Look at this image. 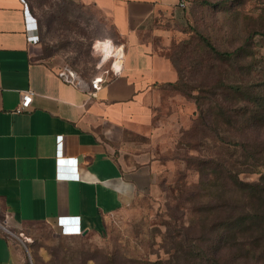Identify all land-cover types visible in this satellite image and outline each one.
I'll list each match as a JSON object with an SVG mask.
<instances>
[{
  "label": "crops",
  "instance_id": "1",
  "mask_svg": "<svg viewBox=\"0 0 264 264\" xmlns=\"http://www.w3.org/2000/svg\"><path fill=\"white\" fill-rule=\"evenodd\" d=\"M72 1L107 14L126 51L122 74L95 97L90 80L64 82V67L41 58L39 43L29 42L41 34L28 0H0V264L24 263L16 241L24 228L57 229L59 218H79L82 235L98 232L158 186L161 166L172 163L160 158L161 140L195 110L173 89L178 74L165 55L179 0ZM27 16L36 20L35 33ZM27 92L30 111L14 113Z\"/></svg>",
  "mask_w": 264,
  "mask_h": 264
},
{
  "label": "rangeland",
  "instance_id": "2",
  "mask_svg": "<svg viewBox=\"0 0 264 264\" xmlns=\"http://www.w3.org/2000/svg\"><path fill=\"white\" fill-rule=\"evenodd\" d=\"M209 1L211 5H204L202 0H186L178 20L166 25L172 32L166 53L172 55L182 68L189 60L187 55L180 58L176 47L195 33L208 37L219 51H231L249 37L255 38L252 48L243 54L247 58L245 61L236 59L224 65L220 75H216L225 83L243 80L253 85L260 64L258 52L264 54V0ZM28 2L39 21L41 58L54 62L59 68H70L81 80H91L98 73V60L92 49L96 41L110 39L119 43L114 38L110 17L92 6L72 0ZM215 64L220 67V62ZM184 77L189 86L197 85L201 80L189 70L185 71ZM206 80L212 83L209 78ZM178 98L182 97L179 95ZM181 122L165 134L169 137L161 140L158 150L162 161L174 157L179 140L191 126L188 117H183ZM191 169L186 168L185 162L178 161L166 164V167L162 165L158 186L111 217L105 228L96 234L69 237L43 225L18 231L16 241L24 250L23 264H151L174 258V262L188 264L192 259L187 251L192 243L199 244L207 252H216L219 250L215 239L218 227L213 223L221 214L209 207L205 213L195 210L198 201L191 200L189 192L199 177ZM239 178L243 182L256 183L260 175L245 173ZM209 184L214 193L223 195L234 212L239 213L244 208V190L222 188L218 181ZM260 199L257 195L253 197L255 212L248 221L250 228L239 232L254 239V256L245 261L246 264H264V200ZM202 223L205 225L203 230ZM212 227L215 228L211 230Z\"/></svg>",
  "mask_w": 264,
  "mask_h": 264
},
{
  "label": "trees",
  "instance_id": "3",
  "mask_svg": "<svg viewBox=\"0 0 264 264\" xmlns=\"http://www.w3.org/2000/svg\"><path fill=\"white\" fill-rule=\"evenodd\" d=\"M202 1L204 5H211L209 0ZM254 40L249 37L231 51H219L208 37L195 33L176 47L179 57L187 55L189 60L182 68L172 55L166 53L168 50L165 51L178 74L173 89L191 101L195 110L191 126L179 140L174 157L164 162H185L187 169L192 168L197 173L199 181L189 195L191 200L197 199L194 206L198 209H192L205 213L209 207L221 214L213 223L218 227L215 239L219 250L207 252L199 244L192 243L187 251L192 259L188 264H194L192 261L198 264H246L254 256V239L239 232L250 228L248 221L255 212L253 197L257 195L264 200V54L258 52L260 64L253 85L243 80L229 84L220 76L216 78L224 65L236 59L245 61L247 58L243 54L252 48ZM216 61L220 62V67ZM186 70L201 79L197 85L189 86L184 82ZM208 78L212 83L206 82ZM245 173L259 174L260 179L256 183L243 182L239 176ZM217 181L222 188L245 191L246 204L239 213L229 208L221 193L211 189L209 183ZM201 225L203 230L205 225ZM174 261L175 258L151 264H179Z\"/></svg>",
  "mask_w": 264,
  "mask_h": 264
},
{
  "label": "built area",
  "instance_id": "4",
  "mask_svg": "<svg viewBox=\"0 0 264 264\" xmlns=\"http://www.w3.org/2000/svg\"><path fill=\"white\" fill-rule=\"evenodd\" d=\"M186 0H179L178 5L180 8L186 7ZM27 8V6H26ZM27 30L30 32L37 31L36 20L27 16ZM30 43L37 44L39 43V36L32 34L28 37ZM93 53L97 56V70L98 73L90 80L88 94L91 97H95L97 91H99L102 86H104L112 77H116L122 74L124 69L126 51L123 44L115 43L110 39H101L96 41L93 45ZM60 78L71 84H76L80 86L86 85L83 80H81L77 74L68 67H64L59 72ZM33 93L27 92L22 95L19 106L14 110L16 114H22L30 111V106L32 103ZM59 141L58 146L62 147L64 143L63 136L57 138ZM61 159L58 160L60 169V164L63 163ZM77 160L71 159V163H76ZM77 171V166H76ZM58 177L62 180H78L79 174L76 175H65L58 173ZM1 204V203H0ZM55 228H57L60 234L64 236H79L83 234L81 229L80 219H61L59 218L56 222Z\"/></svg>",
  "mask_w": 264,
  "mask_h": 264
}]
</instances>
